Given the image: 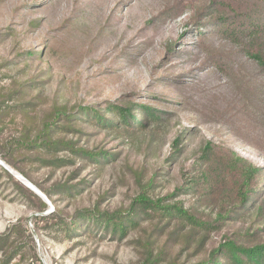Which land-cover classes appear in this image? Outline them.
<instances>
[{
  "label": "rangeland",
  "instance_id": "rangeland-1",
  "mask_svg": "<svg viewBox=\"0 0 264 264\" xmlns=\"http://www.w3.org/2000/svg\"><path fill=\"white\" fill-rule=\"evenodd\" d=\"M214 1L0 0V235L15 226L0 264H200L228 241L264 245L263 195L232 210L224 196L183 191L210 146L253 163L264 185V33L210 34L225 8L204 16ZM113 104L142 121L141 105L165 114L131 132L88 123L85 108L116 121ZM143 195L214 229L142 218L123 236L86 218L127 214ZM74 219L72 232L61 228Z\"/></svg>",
  "mask_w": 264,
  "mask_h": 264
},
{
  "label": "trees",
  "instance_id": "trees-1",
  "mask_svg": "<svg viewBox=\"0 0 264 264\" xmlns=\"http://www.w3.org/2000/svg\"><path fill=\"white\" fill-rule=\"evenodd\" d=\"M215 5L221 8L225 6V8L215 12L218 16L214 18L213 29H209L210 34H216L227 41L239 43L244 39H251L264 33V8H250L239 11L230 9L228 2L224 0H215L213 5L205 8L203 15H214L213 12H207V9ZM227 9L230 10L226 11ZM206 24L203 23V25ZM199 32L203 33L204 31L199 30ZM133 109L136 110L132 106L131 108L117 104L109 106L107 110L115 115L116 121L104 117L102 112L93 108H85L84 111L88 123L91 125L124 132L143 130L146 128V122L148 121L160 123L159 121L162 117L158 114H165L155 108L141 105L138 109L142 110V115L144 116L142 121L141 119L138 120ZM63 116L66 119H70L71 117L67 114ZM56 128L58 129L59 127L56 126ZM58 143L61 142L59 141ZM206 151L201 170L198 176L195 179L193 178L183 190L186 191L185 194H197L201 197L210 198L224 196L230 205H234L232 210L238 206L246 207L248 204L250 206L255 195L259 197L263 195L264 203V185L260 191L256 190L258 188H255L256 185L260 184L259 168L232 151H219L213 146L208 147ZM82 153L90 161L106 160L109 156L105 152L94 153L92 151H85ZM79 186L65 185L61 189H63L65 194L72 195L80 189ZM178 191L180 190L178 189ZM175 195L176 193L169 197H174ZM167 198L153 201L148 196L143 195L132 204L127 214L122 211L112 214H98L95 211H87L86 218L89 217L95 223L106 224L107 229L111 231L112 235L123 236L132 227H136L142 218L166 219L177 217L198 228L208 231L214 229L210 223L199 221L193 214L184 210L183 207H179L177 204L165 205ZM44 207H46L45 204ZM236 213L238 215L243 214L242 212ZM76 224L77 220L74 219L71 223H62L61 228L66 229L70 233L77 226ZM14 228L15 226L8 233L0 235V243L8 244L12 240L11 233H14ZM200 264H264V245L246 246L239 244L237 241H228L221 248L215 250L209 260Z\"/></svg>",
  "mask_w": 264,
  "mask_h": 264
},
{
  "label": "bare ground",
  "instance_id": "bare-ground-1",
  "mask_svg": "<svg viewBox=\"0 0 264 264\" xmlns=\"http://www.w3.org/2000/svg\"><path fill=\"white\" fill-rule=\"evenodd\" d=\"M12 171H13V173H14L16 176L19 177V179H21L22 181H25L27 184L30 183L28 180H24V179L22 178V176H20V174H18L16 171H14V170H12Z\"/></svg>",
  "mask_w": 264,
  "mask_h": 264
},
{
  "label": "water",
  "instance_id": "water-1",
  "mask_svg": "<svg viewBox=\"0 0 264 264\" xmlns=\"http://www.w3.org/2000/svg\"><path fill=\"white\" fill-rule=\"evenodd\" d=\"M3 165V164H2ZM12 172V171H11ZM13 173V172H12ZM21 176V175H20ZM16 177H18V176H16ZM19 178V177H18ZM24 180H26L24 177H22ZM23 183L28 187V188H30V189H32L33 187V185H32V183H29V184H27L25 181H23Z\"/></svg>",
  "mask_w": 264,
  "mask_h": 264
}]
</instances>
